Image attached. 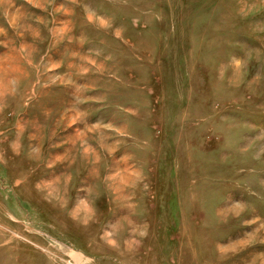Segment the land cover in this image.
<instances>
[{
  "label": "rangeland",
  "instance_id": "1",
  "mask_svg": "<svg viewBox=\"0 0 264 264\" xmlns=\"http://www.w3.org/2000/svg\"><path fill=\"white\" fill-rule=\"evenodd\" d=\"M0 264H264V0H0Z\"/></svg>",
  "mask_w": 264,
  "mask_h": 264
}]
</instances>
